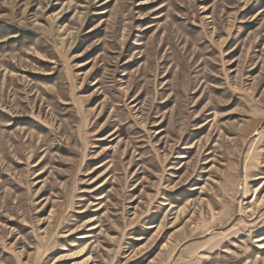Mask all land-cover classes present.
I'll return each instance as SVG.
<instances>
[{
  "label": "rangeland",
  "instance_id": "obj_1",
  "mask_svg": "<svg viewBox=\"0 0 264 264\" xmlns=\"http://www.w3.org/2000/svg\"><path fill=\"white\" fill-rule=\"evenodd\" d=\"M0 264H264V0H0Z\"/></svg>",
  "mask_w": 264,
  "mask_h": 264
}]
</instances>
